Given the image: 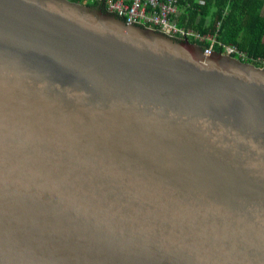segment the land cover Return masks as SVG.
<instances>
[{
  "label": "water",
  "instance_id": "95a60500",
  "mask_svg": "<svg viewBox=\"0 0 264 264\" xmlns=\"http://www.w3.org/2000/svg\"><path fill=\"white\" fill-rule=\"evenodd\" d=\"M69 0H0V264H264V68Z\"/></svg>",
  "mask_w": 264,
  "mask_h": 264
},
{
  "label": "trees",
  "instance_id": "16d2710c",
  "mask_svg": "<svg viewBox=\"0 0 264 264\" xmlns=\"http://www.w3.org/2000/svg\"><path fill=\"white\" fill-rule=\"evenodd\" d=\"M89 7L99 4L85 0H69ZM189 0L178 5L175 17L177 26L192 29L201 34H214L218 40L235 45L250 57L264 58V16L260 15L264 0ZM194 2V3H193ZM105 10V9H104ZM189 42L204 46L196 40ZM220 50L219 46L215 47ZM260 66L258 62H254Z\"/></svg>",
  "mask_w": 264,
  "mask_h": 264
},
{
  "label": "built area",
  "instance_id": "2783aa9c",
  "mask_svg": "<svg viewBox=\"0 0 264 264\" xmlns=\"http://www.w3.org/2000/svg\"><path fill=\"white\" fill-rule=\"evenodd\" d=\"M94 1L108 12L127 19V22L142 24L144 27L162 31L164 34L175 39L196 40L207 43L204 54L211 55L213 52H222L244 62L260 63L264 68V58L250 57L246 52L238 49L235 45L218 40L214 34H201L192 29L177 26L175 17L179 13L178 5L185 3L189 7V0H88ZM197 0L195 3H199ZM194 3V2H193ZM219 46L220 50L215 47Z\"/></svg>",
  "mask_w": 264,
  "mask_h": 264
},
{
  "label": "crops",
  "instance_id": "0c3cea01",
  "mask_svg": "<svg viewBox=\"0 0 264 264\" xmlns=\"http://www.w3.org/2000/svg\"><path fill=\"white\" fill-rule=\"evenodd\" d=\"M85 2H90V1L85 0ZM98 7H100V6H98ZM260 15H261V16H264V6H263V8L261 9Z\"/></svg>",
  "mask_w": 264,
  "mask_h": 264
},
{
  "label": "rangeland",
  "instance_id": "374dc122",
  "mask_svg": "<svg viewBox=\"0 0 264 264\" xmlns=\"http://www.w3.org/2000/svg\"><path fill=\"white\" fill-rule=\"evenodd\" d=\"M175 39V38H174ZM176 40H178V41H180V42H184L185 40L184 39H176Z\"/></svg>",
  "mask_w": 264,
  "mask_h": 264
},
{
  "label": "bare ground",
  "instance_id": "6f19581e",
  "mask_svg": "<svg viewBox=\"0 0 264 264\" xmlns=\"http://www.w3.org/2000/svg\"><path fill=\"white\" fill-rule=\"evenodd\" d=\"M159 31V30H158ZM162 32V31H161ZM163 33V32H162ZM164 34V33H163ZM166 35V34H165ZM168 36V35H167Z\"/></svg>",
  "mask_w": 264,
  "mask_h": 264
}]
</instances>
